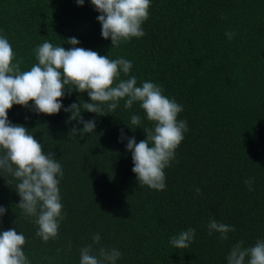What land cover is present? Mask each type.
<instances>
[{
	"label": "trees",
	"instance_id": "obj_1",
	"mask_svg": "<svg viewBox=\"0 0 264 264\" xmlns=\"http://www.w3.org/2000/svg\"><path fill=\"white\" fill-rule=\"evenodd\" d=\"M98 15L90 0L83 6L76 0H0V34L23 60L22 71L37 62V45L47 40L68 49L67 39L75 37L78 47L130 60L137 86L146 80L161 86L182 106L178 119L188 127L165 169L166 188L140 186L132 172L127 139L139 143L144 128L152 127L138 103L126 110L121 101L112 112L105 107V116L82 111L96 125L81 134L83 125L69 122L63 108L47 116L32 111L31 101L14 105L8 120L26 127L62 165L65 219L58 238L43 242L35 218L16 206V181L0 171L6 209L0 232L23 233L30 264H79L80 249L96 234L101 241L93 252L118 249L117 264H227L236 243L251 247L264 239V0H151L145 35L118 48L101 37ZM78 100L90 102L86 92L65 89L61 103ZM133 114L141 125L130 124ZM212 219L235 231L226 240L209 235ZM189 228L196 232L192 243L174 248L170 239Z\"/></svg>",
	"mask_w": 264,
	"mask_h": 264
},
{
	"label": "clouds",
	"instance_id": "obj_2",
	"mask_svg": "<svg viewBox=\"0 0 264 264\" xmlns=\"http://www.w3.org/2000/svg\"><path fill=\"white\" fill-rule=\"evenodd\" d=\"M76 3L83 6L84 0ZM90 3L99 13L101 37L110 39L111 47L118 48L132 38L145 35L142 25L149 19L151 0H90ZM226 36L231 40L235 33L227 32ZM66 43L71 47L54 46L47 40L37 45L33 49L37 62L30 70L22 71L23 60L17 59L8 38L0 34V171L16 181L15 191L20 197L16 206L26 217L35 218V235L45 243L58 238L61 221L65 219L59 188L62 165L52 152L44 151V145L26 127L8 120L7 113L14 105L27 107L31 101L32 111L47 116L63 108L70 113L69 122L83 125L81 134L93 133L96 125L95 120L85 121L82 111L105 116V107L112 112L121 101L126 110L138 103L152 127L144 128L146 139L139 143L134 137L128 138L126 149L131 152L132 172L138 184L157 191L165 190V169L175 159L176 149L188 131L187 122L178 119L182 106L152 81L137 86V77L129 75L133 67L130 60L111 59L78 47L79 40L75 37ZM65 89L69 94L86 92L90 102L78 100L64 107L61 100ZM130 124L141 125L140 115L133 114ZM69 135L76 136L77 129L73 127ZM120 139H125L123 132ZM245 183L251 190V181ZM196 193L201 194L199 188ZM5 211L0 206V217ZM207 228L209 235L219 233L221 240L235 231L234 227L214 219ZM195 235V229L189 228L173 236L170 244L176 249H187ZM100 241V235L96 234L91 244L80 249L79 264H117L122 255L118 249L100 246L93 252ZM25 243L26 237L16 228L0 232V264H30L23 250ZM242 244L238 242L230 249L227 264H264V239H258L251 247Z\"/></svg>",
	"mask_w": 264,
	"mask_h": 264
}]
</instances>
